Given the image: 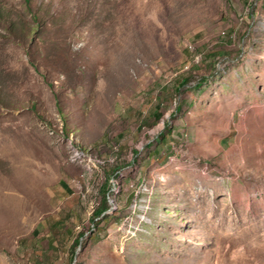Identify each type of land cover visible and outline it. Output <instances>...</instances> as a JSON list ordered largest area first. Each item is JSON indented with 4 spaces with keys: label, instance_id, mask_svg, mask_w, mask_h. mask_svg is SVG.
<instances>
[{
    "label": "rangeland",
    "instance_id": "rangeland-1",
    "mask_svg": "<svg viewBox=\"0 0 264 264\" xmlns=\"http://www.w3.org/2000/svg\"><path fill=\"white\" fill-rule=\"evenodd\" d=\"M0 264H264V0H0Z\"/></svg>",
    "mask_w": 264,
    "mask_h": 264
},
{
    "label": "trees",
    "instance_id": "trees-1",
    "mask_svg": "<svg viewBox=\"0 0 264 264\" xmlns=\"http://www.w3.org/2000/svg\"><path fill=\"white\" fill-rule=\"evenodd\" d=\"M26 2L29 3V4H31V0H26ZM36 18H38L37 15H36ZM33 63H34V65L37 67V65H36V63H35L34 61H33ZM37 68H38V67H37ZM183 81H184V82H187V81H188V78H187V77H184V78H183ZM34 106H35V105H34ZM34 106H33V107H34ZM162 135H163V133H162ZM162 141H163V138H162ZM105 210H106V207L104 206L102 209H100V210H98V211L96 212V215H97V216L101 215ZM89 227H90V226H88V229L83 228V233L80 234L77 238L74 239V243H75V244L78 245V244L80 243V238L84 235V233H85L86 231H89V230H90ZM53 240H54V238L50 239V242H51V241L53 242Z\"/></svg>",
    "mask_w": 264,
    "mask_h": 264
}]
</instances>
